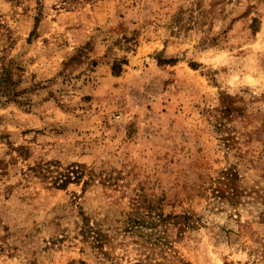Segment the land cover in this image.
I'll return each instance as SVG.
<instances>
[{
  "label": "rangeland",
  "instance_id": "374dc122",
  "mask_svg": "<svg viewBox=\"0 0 264 264\" xmlns=\"http://www.w3.org/2000/svg\"><path fill=\"white\" fill-rule=\"evenodd\" d=\"M4 80L0 264H264V0H0Z\"/></svg>",
  "mask_w": 264,
  "mask_h": 264
},
{
  "label": "trees",
  "instance_id": "16d2710c",
  "mask_svg": "<svg viewBox=\"0 0 264 264\" xmlns=\"http://www.w3.org/2000/svg\"><path fill=\"white\" fill-rule=\"evenodd\" d=\"M8 81L4 80L2 82L3 86L0 89V101L3 98H7V99H11L12 97V90H11V86L7 85ZM84 172L82 171H78V170H74V171H69L68 172H60V177L56 178L54 183H58L60 185V187H64L66 185H68L70 182L76 179H81L83 176Z\"/></svg>",
  "mask_w": 264,
  "mask_h": 264
}]
</instances>
